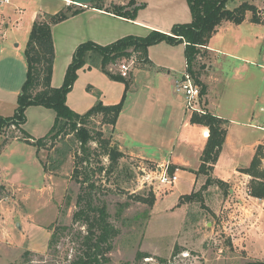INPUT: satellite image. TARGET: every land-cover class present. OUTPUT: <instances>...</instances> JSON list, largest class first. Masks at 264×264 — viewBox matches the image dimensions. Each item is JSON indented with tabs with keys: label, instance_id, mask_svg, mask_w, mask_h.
I'll use <instances>...</instances> for the list:
<instances>
[{
	"label": "crops",
	"instance_id": "crops-1",
	"mask_svg": "<svg viewBox=\"0 0 264 264\" xmlns=\"http://www.w3.org/2000/svg\"><path fill=\"white\" fill-rule=\"evenodd\" d=\"M58 1L63 4L60 9L65 5L74 4L73 2L83 7L90 4L80 0ZM13 2L11 6L0 9V116L12 115L26 75L24 56L26 42L24 47L18 44L14 47L7 35L9 31L6 26L10 19L8 11L12 8ZM128 2L129 0H103L107 9L86 7L51 27L54 48L51 76L53 87L62 84L73 52L80 43L90 40L99 45H106L128 35L144 36L153 29L169 32L173 24L191 17L186 0H157L159 14L155 21L161 22L162 25L153 23L150 19H127L112 13L109 9L110 3L124 6ZM35 3V0H26L25 6H29L31 11L24 15L26 8H21L23 10L19 13L18 22H22V27L20 28L17 23L16 30L21 29L29 34L38 13L46 12L42 11L40 4ZM254 4L257 6V3ZM257 7V14L263 18L264 10ZM250 18L251 12L247 11L243 21L237 24L224 21L218 27L204 46L206 57L200 75L201 82L206 86L204 92L206 111L227 122L225 139L210 175L231 185L230 193H240L241 196L244 190L247 192V185L252 177L240 170L250 165L257 147L264 145V21H252ZM158 45H161L163 53L157 56L153 50L157 49L155 47ZM184 49V43L171 44L161 41L150 45L147 62L131 69L132 79L127 89L122 81L113 80L103 73L98 61L90 63V55H86L83 65L77 71V78L66 95V104L73 111L83 113L97 101L109 105L117 103L123 97V105L113 127V136L119 146L128 154L148 160L158 167L167 164L176 166V172L184 171L190 175L188 190L191 192L199 178L197 171L201 152L208 138V128L190 121V116L184 112L182 96L173 89L174 79L186 70L185 55L182 57L180 54L181 52L184 54ZM181 59L184 63L183 70L177 65L179 62L182 63ZM138 71H147L145 81L138 82L136 76ZM82 80L87 83L90 90L86 91L85 88L80 95L75 92V87ZM93 91L98 92V97L93 96ZM29 113L35 114L39 121L26 132L34 138L47 134L53 125L55 112L39 105L29 106L25 111L26 120L23 127H28ZM40 121L42 125L47 124V127L43 129L41 136L36 137ZM170 140H173L172 147L166 149V152L163 146ZM14 144L7 145L5 151L14 152L11 148ZM177 144L180 145V149L174 154V147ZM28 146L32 147L30 153L33 154V159L29 162L39 167L44 175L45 172L37 157V148L31 144ZM188 152L193 154V161L188 159L186 155ZM23 161L14 164L0 158L2 181L18 188L23 185L29 186L27 174L21 168ZM261 161L264 167V157ZM190 192L179 193L176 200ZM246 192L245 196L237 200L244 208L248 206L258 215H264V197H252ZM256 206L261 210L257 211ZM7 212L8 217L14 215V211ZM16 224L21 226V222ZM261 224L258 226L264 227V224ZM25 227H29V224ZM1 228L0 232L7 231ZM229 235L232 238L233 251H236L235 253L243 251L246 255L244 260L264 261V232H233Z\"/></svg>",
	"mask_w": 264,
	"mask_h": 264
},
{
	"label": "rangeland",
	"instance_id": "rangeland-1",
	"mask_svg": "<svg viewBox=\"0 0 264 264\" xmlns=\"http://www.w3.org/2000/svg\"><path fill=\"white\" fill-rule=\"evenodd\" d=\"M35 1V5H41L42 11L51 13L57 12L63 6L62 2L58 0ZM80 1L96 3L103 0ZM133 1L136 5L142 4L137 9L135 18L150 19L153 23L162 25L161 22L155 21L159 14L157 0ZM238 1H230L227 6L231 8ZM243 1L245 0L241 2ZM12 2L14 4L8 11L10 19L6 26L9 31L8 39L13 42L14 47L15 44L24 47L28 34L24 30H16L15 27L17 23L20 28L22 27V22H18L19 13L23 10L21 8H26L24 15L31 10L29 6H25L26 0H11L9 4L0 6V9H4L8 5L11 6ZM246 2L252 4L256 9L259 6L264 10V0H246ZM254 3H257V6ZM55 9L57 10L54 11ZM187 19L183 22L179 21V23L191 21L190 16ZM134 46L135 44L126 45L115 60L105 65L110 73L120 76H122L120 65H128L129 71L122 77L129 81V85L132 79L131 69L147 62L142 51L135 50ZM160 46L155 47L157 49L153 50L154 55H162L163 51ZM178 48L181 49V47ZM198 49L200 54L196 57L198 63L194 67L195 70L199 64H204L206 57L204 46H200ZM110 54L112 55L114 52ZM180 54L182 57L184 56L182 52ZM86 55H90V63L98 61L100 64L101 56L98 51L89 49L85 53ZM181 62L177 65H180L179 69L183 70V59ZM203 69L204 67L201 68L200 75ZM146 72H137L138 82L145 81ZM75 88V92L80 95L83 89L90 90L84 80L80 81ZM92 94L98 97V92L93 91ZM202 99L204 104V93ZM184 112L191 116L185 109ZM36 117L35 114H28V127H23L25 131H28L36 121H39ZM46 125H42V121L39 122L36 137L43 134ZM86 127L94 136V141L89 143L91 148L99 150V136L95 132L102 131L103 138H109L110 145L117 144L118 149L124 154L114 171L106 175H103L104 173L96 175L99 184L98 196L106 203L110 221L118 231L112 240V248L107 254L108 264H156L155 257L169 258L176 245L183 248L175 258V262L178 264H244L248 262L244 260L246 255L243 251H237L238 253L233 251L232 238L229 234L233 232H264V227L258 226L259 223L264 224V215H258L248 206L244 208L237 200L243 195L245 196V190L242 196L240 193H230L231 185L222 183L212 178L211 175L212 182L205 184L208 176L199 173L198 181L191 191V195H182L177 201L179 193L190 192L188 190L190 175L184 171H177V180L172 186L160 185L157 179L159 175L157 164L125 152L114 139L113 126L106 124L101 114L91 117ZM168 127L171 128L170 125ZM12 135L20 136L21 133L15 126L3 127L0 142H6L11 139ZM58 140L52 144L49 141L46 146L37 148V157L45 172L44 175L39 167L29 162L33 159V154L30 153L32 147L30 148L26 142L14 138L4 147H0V158L3 161L16 164V162L24 160L21 168L27 174V183L31 185L27 187L23 185L18 188V186L3 182L0 178V228L2 226L7 230L0 232V264L71 263L76 252L75 242L71 241V238L73 232L80 226L72 224V233L61 237L55 249L48 248V240L53 227L72 223V214L79 191V184L72 178L74 154L77 152L79 144L72 134ZM10 143H15L11 147L14 152L7 153L5 147ZM172 143L173 140L165 142V146H163L165 151L171 149ZM262 146L260 155L264 157V145ZM179 149L180 145L177 144L174 147V154L178 153ZM186 155L193 161V154L188 152ZM26 158L29 159L26 160ZM99 159L102 164H108L105 156L98 157L91 154L88 166L96 167ZM260 163L262 167V161ZM250 181L246 192L249 195ZM256 208L257 211L261 210L259 206ZM8 210L14 211V215L8 217ZM16 222H21V226H17ZM28 224L27 228L29 229L27 230L25 226ZM26 250L30 252L28 256L25 255ZM137 252H146L152 257L136 261Z\"/></svg>",
	"mask_w": 264,
	"mask_h": 264
},
{
	"label": "trees",
	"instance_id": "trees-1",
	"mask_svg": "<svg viewBox=\"0 0 264 264\" xmlns=\"http://www.w3.org/2000/svg\"><path fill=\"white\" fill-rule=\"evenodd\" d=\"M186 1L191 14V21L175 23L169 32L153 29L144 36L128 35L106 45H99L90 40L80 43L74 50L72 59L66 68L63 82L58 87L51 85L54 58L51 27L81 12L86 7L98 9H107V7L104 6L103 1L93 2L85 7L69 4L55 13L39 12L31 25L24 48L26 60L25 79L17 95L16 107L12 115L0 116V134L3 127L15 126L21 135H12L11 139L18 138L36 148L46 146L49 141L52 144L69 134L74 135L78 142V150L74 154L72 178L79 184V191L72 214V223L53 227L48 240V248L55 249L61 237L72 233L73 225L80 226L73 232L71 238V241L75 242L76 252L70 264L109 263L107 254L112 248V240L118 231L110 221L106 203L98 196L99 184L96 175L102 173L106 175L114 171L120 158L124 156L123 152L118 149L117 144L110 145V139L103 138L102 131L95 132L99 136V150L91 148L89 143L94 141V136L86 127L89 119L97 114L103 116L106 124L114 127L123 105V97L117 103L109 105L97 101L83 113L73 111L66 104V95L77 78L78 69L84 63L85 53L89 49L98 51L101 56V71L113 80L122 81L127 89L129 86L128 80L118 74L110 73L105 68L107 63L115 60L121 54L126 45L135 44L134 49L141 50L145 55V61H147V52L150 45L161 41L171 44L184 43L186 70L191 74L194 82L200 86L201 94H203L206 86L199 77L204 64H199L196 70L194 68L198 63L196 57L200 54L198 47L205 46L209 38L224 21H231L235 24L243 21L247 11H251L252 16L250 19L252 21H264V17L261 18L257 14V9L246 1L241 2L232 9L227 7L228 2L231 0ZM141 6L142 4H134L133 0H129L128 4L124 6L114 3L109 4L112 13L127 19H134L137 9ZM113 52L114 54L111 55L110 53ZM32 105L43 106L55 112L51 129L39 138L31 137L23 128L26 120L25 111L27 107ZM190 121L200 123L208 128V138L201 152L200 166L197 173L208 176L205 184H209L213 180L210 177V172L217 161L225 139L227 122L208 111L192 114ZM11 139L2 143L0 147H4ZM261 149L262 146H258L250 165L240 170L251 175L249 192L250 195L257 198L264 197V167H261L260 163L262 158V155H260ZM91 154L98 157L105 156L108 164H102L99 159L96 167H89L88 160ZM175 167L169 165V172H173ZM218 181L222 182L221 180ZM188 195H191V192L183 196ZM182 249L176 245L169 258L155 257L156 264H178L175 262V258ZM29 254V250H26L25 255L28 256ZM148 257L152 256L146 252H137L135 260L142 261ZM244 264H264V261H248Z\"/></svg>",
	"mask_w": 264,
	"mask_h": 264
},
{
	"label": "built area",
	"instance_id": "built-area-1",
	"mask_svg": "<svg viewBox=\"0 0 264 264\" xmlns=\"http://www.w3.org/2000/svg\"><path fill=\"white\" fill-rule=\"evenodd\" d=\"M11 0H0V6L9 4ZM129 71V66L126 64L120 65V73L125 76ZM173 89L175 93L182 96L184 101V109L190 115L194 113H204L206 111L200 86L193 80L191 74L185 70L173 81ZM169 165H160L158 171V182L163 186H172L177 180L176 170L169 172Z\"/></svg>",
	"mask_w": 264,
	"mask_h": 264
}]
</instances>
